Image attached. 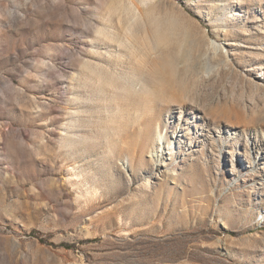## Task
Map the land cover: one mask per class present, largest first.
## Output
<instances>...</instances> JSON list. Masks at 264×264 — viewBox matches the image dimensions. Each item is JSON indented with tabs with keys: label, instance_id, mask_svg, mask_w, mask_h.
I'll return each mask as SVG.
<instances>
[{
	"label": "rangeland",
	"instance_id": "obj_1",
	"mask_svg": "<svg viewBox=\"0 0 264 264\" xmlns=\"http://www.w3.org/2000/svg\"><path fill=\"white\" fill-rule=\"evenodd\" d=\"M234 1L0 0V264H264V0Z\"/></svg>",
	"mask_w": 264,
	"mask_h": 264
},
{
	"label": "bare ground",
	"instance_id": "obj_2",
	"mask_svg": "<svg viewBox=\"0 0 264 264\" xmlns=\"http://www.w3.org/2000/svg\"><path fill=\"white\" fill-rule=\"evenodd\" d=\"M249 2H251V1H249ZM234 4H236V5H240L241 2H240V0H236V1H234ZM222 31H223L224 33H226V34L229 33L228 28H226L224 25H222ZM227 45H229V44H227ZM252 48H254V47H252ZM213 50H214V52H213L212 58H210L209 61H208V65H207V67H206V72H208V71H210V70H213L214 68H219V67H221V65L226 64V63L228 62V58H229V56H230V55H231V56L234 55L233 53H231V54L228 56V54H226V53L224 52V48H222V47L219 45V43H214V44H213ZM253 57H255V58H259L258 55L256 54V52H255V55H254ZM260 68H263V66H261ZM204 79H207V76H206V75H203V77L200 78V81H202V80H204ZM161 140H162V138H161ZM156 156H157V155H156ZM156 156H155V157H156ZM157 157H158V156H157Z\"/></svg>",
	"mask_w": 264,
	"mask_h": 264
}]
</instances>
